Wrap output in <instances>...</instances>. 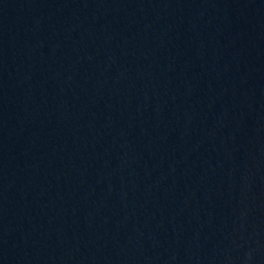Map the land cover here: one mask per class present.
Returning a JSON list of instances; mask_svg holds the SVG:
<instances>
[{
  "label": "water",
  "instance_id": "obj_1",
  "mask_svg": "<svg viewBox=\"0 0 264 264\" xmlns=\"http://www.w3.org/2000/svg\"><path fill=\"white\" fill-rule=\"evenodd\" d=\"M0 264H264V0H0Z\"/></svg>",
  "mask_w": 264,
  "mask_h": 264
}]
</instances>
